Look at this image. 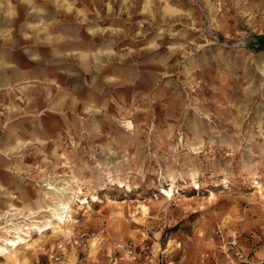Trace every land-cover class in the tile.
Instances as JSON below:
<instances>
[{"label": "rangeland", "instance_id": "rangeland-1", "mask_svg": "<svg viewBox=\"0 0 264 264\" xmlns=\"http://www.w3.org/2000/svg\"><path fill=\"white\" fill-rule=\"evenodd\" d=\"M258 36L264 0H0V264H264Z\"/></svg>", "mask_w": 264, "mask_h": 264}, {"label": "bare ground", "instance_id": "bare-ground-1", "mask_svg": "<svg viewBox=\"0 0 264 264\" xmlns=\"http://www.w3.org/2000/svg\"><path fill=\"white\" fill-rule=\"evenodd\" d=\"M130 127V125H129ZM6 152V151H5ZM75 180H66L64 179L60 183H49L48 189L49 193H45V199H55L52 201L51 205H47L46 207L41 208L40 212H47L51 214V217L55 220L54 222H47L44 224V226H40L38 228L39 232L43 233L47 230H53L54 233H62L63 228L67 226V222H70V204L73 200H75L76 193L71 189L72 183H74ZM58 184H62L63 187H59ZM80 194L82 193V190L80 189ZM164 196L167 198H172L173 194L172 191H164ZM20 209H17L16 211H19ZM24 230V229H23ZM22 230L17 228H13L12 231L9 233H14L16 236L12 237L10 235L9 238L13 239H5L6 245L13 247L14 250L21 244L25 243V238L21 235ZM8 233V234H9ZM66 234H70L67 232ZM4 241V240H3ZM0 251H7V248H2Z\"/></svg>", "mask_w": 264, "mask_h": 264}, {"label": "trees", "instance_id": "trees-1", "mask_svg": "<svg viewBox=\"0 0 264 264\" xmlns=\"http://www.w3.org/2000/svg\"><path fill=\"white\" fill-rule=\"evenodd\" d=\"M257 39V44L259 45L257 49H262L264 48V36H258L256 37ZM255 46V45H253Z\"/></svg>", "mask_w": 264, "mask_h": 264}]
</instances>
